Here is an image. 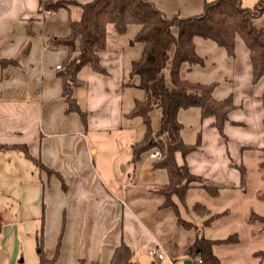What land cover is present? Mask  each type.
Returning <instances> with one entry per match:
<instances>
[{"label":"crops","instance_id":"1","mask_svg":"<svg viewBox=\"0 0 264 264\" xmlns=\"http://www.w3.org/2000/svg\"><path fill=\"white\" fill-rule=\"evenodd\" d=\"M42 1L46 0H0V61H5L0 62V145L24 147L49 171L39 169L20 148L0 151V170L13 167L17 174L9 178L11 182L6 177L1 180L18 187L16 216L26 222L25 233L34 236V241L24 237L6 222L0 252L9 249L11 255L19 241L25 247L24 263L38 264L35 236L42 222L48 258L59 238L54 264H109L122 243L137 264L144 260L148 264H196L200 258H190L187 249L197 236L213 242L211 252L219 264H264V231L260 223L247 221L251 213L264 216V198L259 196L264 192V166L260 167L264 77L252 84L248 52L241 39L235 38L232 60L208 40H194L204 63L209 57L213 61L212 71L221 72L219 62L229 64L221 79L230 85L234 108L227 115L223 135L211 126L212 118H200L197 108L198 131L192 142L183 141L194 144L199 135L200 144L185 157L177 153L175 158L202 182L192 184L183 201L171 197L175 212L162 207L164 198L153 193L167 178L153 165L150 154L135 165L130 161V146L141 137L136 139L134 118L127 116L134 89L124 83L130 62L140 57L142 46L133 58L124 42L138 29L126 39H107V49L99 54L106 74L87 66L77 73L84 84L74 88L73 95L86 113L82 120L76 113L64 114L56 66L66 51L55 48L54 40L67 33L68 20H77L80 5L91 0H63L68 5L49 14L40 6ZM146 1L168 18H187L201 14L205 2L213 0ZM256 1L240 3L251 8ZM254 25L264 28V14ZM191 69L183 66L181 77L187 79ZM135 120L139 127L141 119ZM239 166L245 171L246 193L240 187ZM203 185L216 189V195ZM178 217L190 226L181 227ZM154 245L160 247L162 259L149 254Z\"/></svg>","mask_w":264,"mask_h":264},{"label":"trees","instance_id":"2","mask_svg":"<svg viewBox=\"0 0 264 264\" xmlns=\"http://www.w3.org/2000/svg\"><path fill=\"white\" fill-rule=\"evenodd\" d=\"M67 5L63 0L40 2L44 10L51 12ZM263 14L264 0H257L251 8L242 7L240 0H213L205 2L201 14L187 18H168L146 0H91L80 5L79 18L68 20L67 33L54 40L55 48L62 47L66 51V57L57 72L62 83L64 114L76 113L82 120L85 119L86 113L80 110L73 95L74 88L84 84L77 77V73L87 66L94 72L106 74L99 54L107 49L108 27L111 28V37L118 39L126 35L130 26L136 25L138 30L131 41L141 45L142 50L140 57L130 62L128 79L124 85L142 92L141 98H134L127 116L141 119L143 134L130 146V161L135 165L144 155L153 151L159 153L153 165L165 172L167 182L156 187L153 193L164 198L162 207L176 212V205L171 197L176 196L183 201L186 190L192 184L202 182L190 174L185 163L179 165L176 162L177 153L185 157L200 144L199 135L194 144L183 141V126L177 119L178 112L198 108L200 118H212L211 126L223 135L227 115L234 108L231 94L223 99L213 96L217 85L215 82H191L181 77V69L185 66L189 70L204 63V59L196 53L195 39L214 42L233 59L235 38L238 37L248 52L251 82L257 83L264 77V28L256 27L254 20ZM168 65L167 81L164 70ZM260 100L264 110V89ZM153 112L158 116L155 129L151 127ZM9 148H20L39 169L49 173L38 160L28 155L24 147L0 145V151ZM261 166H264V158ZM238 170L241 176L240 187L245 192V171L242 166ZM203 188L212 195L217 193L216 189L206 185ZM259 196L264 198V192ZM177 219L181 227L190 226L179 217ZM247 221L260 223V230L264 231V216L251 213ZM212 243L197 236L188 247L187 255L190 258L197 256L201 259V264H219L211 252ZM35 249L38 264H54L59 252V238L53 256L48 258L43 249L42 222L35 236ZM109 264H137V261L134 254L122 243L115 248Z\"/></svg>","mask_w":264,"mask_h":264},{"label":"rangeland","instance_id":"3","mask_svg":"<svg viewBox=\"0 0 264 264\" xmlns=\"http://www.w3.org/2000/svg\"><path fill=\"white\" fill-rule=\"evenodd\" d=\"M138 27L136 25H132L128 28L126 35L123 37V39L127 36L133 35ZM108 37L107 39H111V28L108 27ZM196 41H207V40H202V39H196ZM209 43H212L218 50L222 53V56L225 55V50L219 46H217L214 42L212 41H207ZM124 47L126 48V52L128 55L132 56L134 58L136 52L139 49V44L138 43H133L131 40L124 42ZM229 58V57H228ZM208 62L203 63L205 65H196L194 66L188 74H186V78L191 81H198V82H203V83H208L212 81H217L219 82L217 85L218 87H215L214 89V97L216 99H221L223 97H226L230 92L231 88L230 85H228L224 79H221L223 76V73L228 69L229 64L225 61L219 62L220 64H215L218 65L219 69H221V72L217 73L211 70V67L213 64H211L213 61H211L210 57L208 58ZM228 60H232L229 58ZM211 61V62H210ZM164 75L166 80L168 81L169 79V65L166 67L164 70ZM134 93V98H141L142 97V92L139 90H133ZM197 108H190L187 110H180L179 114L177 115V119L180 123H182L183 128L181 131V136L183 137V140L185 142H192L193 139L195 138V135L198 131V114H197ZM157 113L153 112L151 115V127L152 129H155L157 126ZM137 118H134V126H135V131H136V139H139L142 134H143V127L141 120L140 121V126L136 127V120ZM155 152V151H153ZM152 152V153H153ZM151 154V153H150ZM153 159V158H152ZM19 173L24 176L25 171L23 168L20 169ZM17 174L14 172L13 167H3L0 170V243H1V238L3 236V227L6 222H9V225H14L15 227L18 228V230H21L23 232L24 237H31L32 240L34 241V236L30 235V233L24 231V226L26 225V222H21L18 221L17 219V214L16 211L18 209V194L19 190L18 187H16L15 183L14 184H9L7 182H3V178L6 177L8 182H11V177L14 178ZM10 178V179H9ZM245 192H247V188H245ZM23 224H25L23 226ZM32 224V223H31ZM36 224V223H35ZM34 226V223H33ZM38 226V225H37ZM23 229V230H22ZM3 233V234H2ZM1 248V245H0ZM24 249L19 241H17L16 248L12 249V252L10 255V250L6 249L3 251V253L0 252V264H25L24 263ZM1 250V249H0ZM7 252H9L7 254ZM34 247H33V253H34ZM6 256V257H5ZM8 256V257H7ZM9 258L8 263L6 262V259ZM143 264H148L146 260L143 261Z\"/></svg>","mask_w":264,"mask_h":264},{"label":"built area","instance_id":"4","mask_svg":"<svg viewBox=\"0 0 264 264\" xmlns=\"http://www.w3.org/2000/svg\"><path fill=\"white\" fill-rule=\"evenodd\" d=\"M45 12L48 14L50 13V11H45ZM56 69H60V66L57 65ZM158 157H159V153L157 151L150 154V158L157 159ZM159 248L160 247L158 245H154L153 247L150 248L149 254L156 259H162L163 255L162 253H159ZM196 264H201V260L198 259Z\"/></svg>","mask_w":264,"mask_h":264}]
</instances>
